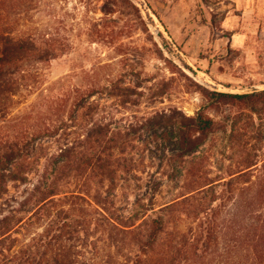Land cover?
I'll list each match as a JSON object with an SVG mask.
<instances>
[{
	"label": "rangeland",
	"instance_id": "374dc122",
	"mask_svg": "<svg viewBox=\"0 0 264 264\" xmlns=\"http://www.w3.org/2000/svg\"><path fill=\"white\" fill-rule=\"evenodd\" d=\"M27 1L17 17L15 33L30 36L57 57L38 66V78L28 82L30 87L16 98L7 118L0 114V136L37 135L31 158L12 169L28 177L29 183L7 180L8 192L0 194V214L20 209L18 202L1 205L13 198L19 202L31 198L26 190H32L30 183L43 175L49 159L58 155L68 139L85 133L81 124L89 125L92 117H98L109 124V138L115 140L109 147L118 146L111 161L114 184L109 180L100 186L99 179H85L71 170L51 180L63 179V192H82L87 199H96L120 228L133 223L141 206L148 207L150 211L141 214L138 222L144 223L143 238L153 218L162 216L165 232L159 237L154 260L189 243L182 264H238L236 249L230 255L224 249L228 243L235 244L229 237L206 253L196 251L193 241L204 212L223 205L222 182L236 174L241 191L222 213V221L239 213L236 237L243 238L235 240L240 255H246L241 245H252L250 232H255L246 227H259L264 206L253 196L257 171L247 168L264 161V103L247 107L225 102L207 108L205 93L264 91V37L258 28L249 30L255 49L239 51L228 49L227 40L221 42L223 36L230 38L223 28L227 12H239L229 0ZM220 1L227 4L217 5ZM258 22L262 29L264 20L254 21ZM242 26L251 27L237 21L236 27ZM91 89H107L109 95L97 93L87 102L81 100L95 105L91 115L87 108L77 111V91ZM202 110L220 123L221 130L195 152L180 157L177 127ZM175 113L180 120H174L173 126L158 125V116L170 118ZM43 198L39 195L17 213L16 221L28 218ZM121 239L110 230L109 236L95 234L102 255L98 260L125 263L132 257L138 249L135 242L126 246Z\"/></svg>",
	"mask_w": 264,
	"mask_h": 264
},
{
	"label": "trees",
	"instance_id": "16d2710c",
	"mask_svg": "<svg viewBox=\"0 0 264 264\" xmlns=\"http://www.w3.org/2000/svg\"><path fill=\"white\" fill-rule=\"evenodd\" d=\"M25 1L28 2L27 0H0V114L2 119L7 118L8 111L15 105L16 98L22 96L24 88L30 87L28 82L33 83L38 78V66L49 63L57 57L54 50L44 49L30 36L15 33L17 17L24 12ZM97 93L109 95V90H78L79 97L75 101V105L78 106L77 111L87 108L91 115L95 105L89 103L87 106L81 103V100L87 102ZM205 97L207 108H213L225 102H235L247 107L259 102L264 103V91L247 95H230L218 90H206ZM158 117H160L159 126H164L161 125L163 123L173 126L174 120H180L178 113L170 118L165 115ZM219 125L220 123L204 110L192 119L184 118L177 127L180 157H185L202 147L211 135L221 130ZM80 128L85 133L78 132L76 138L68 139L59 149L58 155L49 159L43 175H39L35 183H30L33 188L26 192H30L31 198H26L22 202L13 198L2 203L1 206H9L11 202H18L20 209L0 214V264H182L183 256L189 254V243H186L182 250L171 251L162 259L160 257L157 260L153 259L159 237L165 232L166 223L162 216L153 218L146 238L141 237L140 229L144 223L138 224V222L141 214L145 215L150 211L148 207L141 206L140 211H136L133 216V223L130 226L122 225L123 228H120L113 223L115 221L112 218L104 214V210L107 211V209L103 208L96 199L89 200L82 192H63V179L51 180L53 176H65V173L71 170L72 173L75 171L77 176L85 179H99L100 186L109 180L114 184L116 171L112 168L111 161L114 158L113 151L118 146L109 147L115 141L114 138H109V124L98 117H92L89 125L81 124ZM50 130L48 129V132ZM48 132L45 131V133ZM36 137L35 134L29 135L24 132L6 133L0 136V194L8 192L7 180L21 182L23 185L29 183L28 177H22L12 169L16 168L20 161H28L31 158L35 150ZM247 169L257 171V181L253 184L255 189L253 196L255 201L258 200L264 206V161L252 163ZM234 175L236 174L230 175L231 179L222 182L224 191L220 197L223 199L221 208L208 209L204 212L205 217L199 223V235L193 241L194 246L197 248L196 251L202 249V253H206L212 246L219 248L221 239L229 237V242L234 241L235 244L228 243V248L224 249L229 255L236 249L234 250L238 253H236V263L264 264V209L259 215V227L255 229L252 224L246 227L249 231L255 232V234L250 232L252 245L240 247L241 250L246 248V255H240V250L236 247L235 239L243 238L236 237L239 233V213L233 214L232 219L222 221V213L231 202L236 201L235 196L241 191L239 182L234 180L237 176ZM253 189L251 187V190ZM85 194L90 196L87 191ZM39 195L44 198L39 201L35 211L30 213L28 218L16 221L17 213L25 210L26 206ZM258 202L256 204H259ZM93 227L96 230L94 233H92ZM109 230L115 231L120 238L122 236L121 240L126 246L135 242L138 248L136 253H131L132 257L125 263L98 260L102 255L98 251V242L94 241L95 234L103 232L109 236Z\"/></svg>",
	"mask_w": 264,
	"mask_h": 264
},
{
	"label": "crops",
	"instance_id": "0c3cea01",
	"mask_svg": "<svg viewBox=\"0 0 264 264\" xmlns=\"http://www.w3.org/2000/svg\"><path fill=\"white\" fill-rule=\"evenodd\" d=\"M223 3H226V1H220V3H217V5ZM229 3H231L235 11L239 12H227L223 28H226L224 30L230 32V38L223 36L221 38V42L227 40L226 45L228 49H235L239 51L255 49V47L252 46L253 41L249 36V30L258 28L257 30L259 34L263 35L264 37V26L261 29V23H254V21L264 20V0H229ZM237 21H243V23L248 22L249 26H251L250 29L245 26H242L241 29H238L236 27Z\"/></svg>",
	"mask_w": 264,
	"mask_h": 264
},
{
	"label": "water",
	"instance_id": "95a60500",
	"mask_svg": "<svg viewBox=\"0 0 264 264\" xmlns=\"http://www.w3.org/2000/svg\"><path fill=\"white\" fill-rule=\"evenodd\" d=\"M170 57H171L172 59H174V57H173L172 55H170Z\"/></svg>",
	"mask_w": 264,
	"mask_h": 264
}]
</instances>
